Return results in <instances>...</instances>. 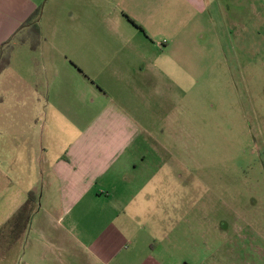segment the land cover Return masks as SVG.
Listing matches in <instances>:
<instances>
[{"label": "rangeland", "instance_id": "rangeland-1", "mask_svg": "<svg viewBox=\"0 0 264 264\" xmlns=\"http://www.w3.org/2000/svg\"><path fill=\"white\" fill-rule=\"evenodd\" d=\"M98 1L0 0V49L10 40L12 47L11 66L0 74V96L4 81L103 86L165 145L160 156L178 161L166 166L170 179L162 201L169 209L145 210L128 220L142 240L157 241L156 256L165 257L157 264H197L186 241L203 236L243 242L235 249L244 264L252 254L263 260L264 0H198L200 10L173 13L179 24L161 38L168 45L163 52L142 51L104 31ZM37 11L36 35L24 29L18 36L30 43L18 44L14 34ZM71 222L80 228L73 233L85 229L80 214L71 215ZM106 236L120 233L113 226L98 243H75L71 264H143L126 253L104 262L99 254Z\"/></svg>", "mask_w": 264, "mask_h": 264}, {"label": "crops", "instance_id": "crops-1", "mask_svg": "<svg viewBox=\"0 0 264 264\" xmlns=\"http://www.w3.org/2000/svg\"><path fill=\"white\" fill-rule=\"evenodd\" d=\"M98 4L104 16L101 28L133 41L142 51H165L168 45L161 44V38L179 24L172 20L173 13L200 10L198 0H100ZM156 38L160 39L156 42ZM72 66L74 73L81 74ZM95 83L3 82L0 264H71L72 245L98 243L113 226L120 236L100 241L104 262L116 261L124 253L129 261L165 262V257L156 256L157 241L142 240L135 223L128 220L145 210L168 208L162 201L164 183L170 179L166 166L178 161L160 156L159 147L165 145L152 139L148 127ZM27 91L34 97L26 96ZM19 212L31 215L29 224L17 221ZM75 213L81 215L84 234L73 233L80 229L71 222ZM186 242L197 264L245 263L235 249L243 242L213 236ZM249 257L246 264H264L257 254Z\"/></svg>", "mask_w": 264, "mask_h": 264}, {"label": "trees", "instance_id": "trees-1", "mask_svg": "<svg viewBox=\"0 0 264 264\" xmlns=\"http://www.w3.org/2000/svg\"><path fill=\"white\" fill-rule=\"evenodd\" d=\"M38 15H39V12L37 11V13L33 17H31L28 21H26V23L17 31V33L14 34L13 39L16 38L18 36V34H21L22 32H24V29L29 28V29H32V31L34 32V29H37V27H38L37 26V19H36L38 17ZM36 33L37 32H34L35 35H36ZM28 38H29V36H28ZM10 41L5 43L0 49V74L3 73L6 69H8L11 66L12 51L10 53V49H12V47L10 45L11 44ZM27 42H29V41H27V39H25L24 37H21V36L19 37L18 44L21 45V44H25ZM31 43H32V41H31ZM32 195H33V193H30V195H29V200L31 202H33L35 200ZM16 218H17V221L26 225V224L30 223L31 215L29 213L27 214V213L19 212Z\"/></svg>", "mask_w": 264, "mask_h": 264}]
</instances>
